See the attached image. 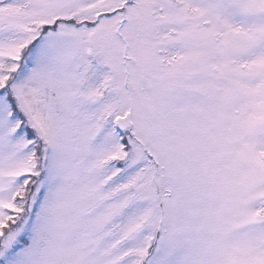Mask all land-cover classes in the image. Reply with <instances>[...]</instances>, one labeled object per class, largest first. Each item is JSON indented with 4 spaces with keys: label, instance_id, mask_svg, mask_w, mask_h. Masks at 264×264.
Listing matches in <instances>:
<instances>
[{
    "label": "snow or ice",
    "instance_id": "1",
    "mask_svg": "<svg viewBox=\"0 0 264 264\" xmlns=\"http://www.w3.org/2000/svg\"><path fill=\"white\" fill-rule=\"evenodd\" d=\"M0 264H264V0H0Z\"/></svg>",
    "mask_w": 264,
    "mask_h": 264
}]
</instances>
